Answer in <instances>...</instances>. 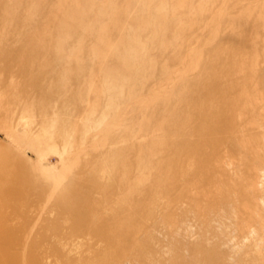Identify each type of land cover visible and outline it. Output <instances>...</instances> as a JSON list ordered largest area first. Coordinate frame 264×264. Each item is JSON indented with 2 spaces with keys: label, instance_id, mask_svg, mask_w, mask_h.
<instances>
[{
  "label": "bare ground",
  "instance_id": "bare-ground-1",
  "mask_svg": "<svg viewBox=\"0 0 264 264\" xmlns=\"http://www.w3.org/2000/svg\"><path fill=\"white\" fill-rule=\"evenodd\" d=\"M30 23L19 48L8 47L15 38L2 47L16 66L8 63L14 72L23 68L24 83L28 71H38L34 67L57 79L77 78V91L56 79V92L70 95L78 113L58 99L39 101V84L33 85L41 92L34 102L17 94L37 80L34 73L22 82L26 88L13 81L12 68V82L5 85L2 78L15 91L2 86L0 97L15 107L0 98V127L8 140L0 149V205L25 213L61 201L58 209L75 221L65 239L86 245L76 264L144 263L156 253L146 242L151 223L173 236L186 224L170 215L181 205L212 234L229 226L241 240L257 234L263 251L250 253L248 262L264 264V82L258 80L264 72V0H0V36L5 27ZM24 89L30 95L31 88ZM40 89L46 95V87ZM85 89L98 94L92 100ZM27 114L33 121L24 120ZM62 114L67 117L58 118ZM96 127H102L101 140L88 139ZM109 138V150L90 153L106 148ZM58 145L61 156L73 160L68 175L74 166L75 178L91 174L84 188L47 168L39 178L19 175L38 173L22 160L24 149ZM7 224L0 221V264H21L7 259L21 248L9 240ZM214 253L204 264H229V252Z\"/></svg>",
  "mask_w": 264,
  "mask_h": 264
},
{
  "label": "rangeland",
  "instance_id": "rangeland-1",
  "mask_svg": "<svg viewBox=\"0 0 264 264\" xmlns=\"http://www.w3.org/2000/svg\"><path fill=\"white\" fill-rule=\"evenodd\" d=\"M34 21L35 22H32L34 24L35 23L36 24H43V22L46 24L45 21L40 22V23L37 22V20H34ZM32 23H30L31 24L30 26L26 25L24 27H20L17 29L15 27L14 28H12V27L6 28L5 27L2 29V31L4 30V32L6 31V29H8L7 32L9 30L12 32L11 33L8 32V35L11 34V36H7V33L5 32V34H4V32H3L2 36L3 37L7 36L5 38L6 41L2 36H0V43L4 44V45L0 44V46H1L0 48L2 49V51H0V73H1L0 74V76H1L0 77V83H2L1 81L5 77H6V79H5L6 81L4 80L5 85L7 82H8V85H9V83L12 82L8 78L11 79L12 75L10 77V71H12L13 68L16 66L14 57L13 58H12V56L9 57V55H8L9 53L7 54L8 49H6L7 51L5 49L3 50V48H6L7 46L6 47H3V46H5V44L7 45V42H11L10 40H12V39L14 40V38H15L13 43L12 42L10 44L8 43V47H10L9 45H11V47L19 48L23 44L22 42H25V40H27L28 36H26V35H28V33H29L28 31H30L32 29V27H31ZM27 26H28V28H27ZM26 28H27V31H26ZM14 32H16V33H14ZM34 32H32V34ZM21 34H22V37L20 36ZM35 36L36 35L34 34L33 38H35ZM9 38H11V39H9ZM17 38H19V39H17ZM45 49H46V47H45ZM9 50H12V48ZM152 51H151V53L154 54ZM154 52L157 53V54L155 53L154 55L160 56L158 49H155ZM7 56H8V60H7ZM9 60H11V61L9 62ZM12 60H14L15 64L13 63ZM8 62L10 64L13 63L12 65H14V67H11V65ZM8 65H10V66H8ZM17 67H19V66H17ZM7 68H9V69H7ZM11 68H12V70H10ZM19 68H20V70H23V68L22 69H21V67H19ZM18 69H16L15 72H14V70L11 72L15 76V78L12 77V79H13V81L16 80V82H15L16 84H19L18 82H20L22 80L20 84H21V86H24L26 88V86L22 84V82L24 83L25 78H26L25 77L26 75H23L25 72H23V71L19 72L20 70H18ZM35 69L38 71H35ZM40 69L41 68L38 69L36 67H34V69H32L35 71V73L34 72L33 73L35 74L34 78L37 79L36 80L37 82L36 81L34 82L33 81L34 79L30 78V75L33 77V73H30L28 70H24V71H28V73H29V74H27V77L29 75V77H28L29 79L27 78L26 82L24 84H27L32 79H33L32 80L33 83H32V81H31V83H28L29 86L32 84L31 85L32 87L30 86V87H27L26 89H24L23 87H21V88H23L25 91H27L28 89L31 88L30 92L33 93L32 91H34V93H35L36 89L35 88H34L35 90L33 89V85L35 84L34 85V87H35L37 84H39L38 85L39 89H37V90L38 91L40 90L42 92L41 95L43 97L39 98L40 95H38L36 97V94L41 93V92H38L37 90L36 91L38 93L32 94L33 96L31 95L30 92H29L30 93V95H29V94H27L28 91H27V93L24 91L26 94L25 95V94H23V89H20V88L18 89L17 85H14L15 84L14 83L12 86H16L15 89H18L17 91L20 90V92H17V94L18 93L21 94L23 96V98H25L26 101H27V99H26L27 97H28V100H29V97H32V100L30 99V101H33V99L35 97H36V99L39 98L38 99L39 101H41V99L42 100L44 99V102H46V104H47V102L51 103V101L53 102L55 99H58L60 102H64L63 104H67L66 106H69L71 108L72 107L71 105L73 102H71L72 98L69 97L70 95L68 96L69 98L67 97L64 99V97L60 98L61 97L60 92L59 93L56 92V88H57L56 79L57 78H55V76L49 72L48 73L45 72L46 74H44V72H43L44 75L41 74L42 69L41 70ZM46 71H50V70H46ZM13 72L16 75L19 74L18 75L19 78L21 76L20 74L22 73L23 76H21V77H23L24 79L23 78L19 79ZM36 73L41 74V75H38L39 76L38 77L36 75ZM46 75H47V78H45ZM40 76L42 78H40ZM36 77H38L39 79ZM51 77H54V78H51ZM63 77H61L57 80L60 81L61 84L66 83L67 90H69V91L70 90L71 91H75V90L77 91L78 90L79 84L76 82L77 78L71 77V76H70V78H69V76H67V78L65 76H63ZM44 79L47 82H45ZM49 79H51V80L53 79L55 81L51 82ZM27 80H29V81L27 82ZM258 80L261 82H264V72H262L260 74V77L258 78ZM49 81H50V83H49ZM41 85L42 86L44 85V86L41 87ZM2 86L5 89L7 87V86H4L3 83H2V85L0 84V87H2ZM8 87H7L8 90L12 88L11 86H10L11 88L10 87L8 88ZM45 87H46V95L43 93L42 89H40V88L45 89ZM51 87H53L54 89ZM36 88H37V86H36ZM0 89H1L0 94H2L3 90H2V88H0ZM47 89H48L49 93H47ZM12 90L15 91L14 87H13V89H11L9 91H12ZM94 91L95 90H93L92 93H89V91L87 89H85L84 90L85 93L83 92V94H86V96H87V94H90V98L93 100L94 97L98 94V92H96V91L94 92ZM50 95H52L53 97H51ZM3 97H5V96H2V98ZM45 97H46V99H45ZM5 99H8V98L5 97ZM50 99H51V101H50ZM61 99H63L64 101ZM8 100H5V103H7L9 105L12 101H9L10 103H8V102H6ZM45 100H47V101H45ZM66 100H68V101L65 103ZM1 101H2V103H4V99H2ZM93 102H90V104ZM35 103H38L37 100L35 101ZM40 103H42V102H40ZM43 103H42V105H45ZM70 103H71V105H70ZM86 103L87 102L84 103L85 106L87 105ZM4 104H3V107L5 106ZM11 105L14 106V104H12V103H11ZM42 105L40 107H43ZM0 106L2 107L1 103H0ZM59 106H61V103L59 104ZM59 106H58V108H59ZM11 107L9 106L10 109L14 108L15 106L12 108ZM38 108L39 107L36 108L37 112L39 110ZM72 108L74 109V106ZM130 109H131L130 107L127 109L125 108L126 111L125 110L122 111L123 116L126 117V115H124L125 113L127 115L128 114L130 115V113H129ZM0 111H1V109H0ZM74 111H76V109H74L73 112ZM16 112H18V111H16ZM75 113H78V112L76 111ZM18 115H20V114L18 113ZM33 115H34V112H33ZM37 115H39V113H37L36 116ZM29 116L30 115H28V114L25 115L24 120L29 121L28 120V118H30ZM35 117L33 118L34 120L36 119ZM37 117H39V116H37ZM66 117L67 116H63V114H62V115H59L58 118L62 119V118H66ZM94 117H96V115ZM30 119L32 120V118H30ZM37 119H39V118H37ZM101 128L102 127H96L94 129H92L89 133L90 135H88L89 136L88 139L92 140V139L96 138L97 140H101V137H102V134H100ZM4 131H5L4 126L0 127V149L2 148L1 150H3L6 147V145L8 144V140H7V137H6ZM92 134H94V135H92ZM91 135H92V137H91ZM93 136H96V137H93ZM107 141H108V143H106L107 145H105L106 148L103 146L105 148L104 150H102L103 149V147H102L100 149H96L95 150L96 152H94V150H93L90 153H97L98 154L100 151L103 152V151L109 150L110 146H108V145L110 142V138ZM60 147H61V145H58L56 148H54L52 146L44 147L43 150H41V152H37L33 149L32 150L27 149V148L24 149L23 150L24 159H22V160L24 162L25 161L28 162V164L30 166L35 167L36 171L38 173L35 174L34 176H32L28 171L23 172V171L19 170L20 171L19 175L22 178H24V177H38L39 178L42 176L40 174V172L46 171V168H47L51 172V174L54 175L55 177L65 179L64 176H66V181H68V178L69 179H75L73 182L75 184L77 183L78 186H82L84 188L85 182L89 178L88 176H91V174L87 173L83 177L75 178L74 177V174L76 172L75 169L76 168L78 169V167L74 166V168L71 170V174L68 175L69 165L72 166L71 162H73V160L71 159L70 161H68L64 157H62L61 153H60V151H61ZM95 147L97 148V146H95ZM97 150H99V151L97 152ZM114 156H116V155H112V156L110 155V157H109L110 160L116 159L117 156L116 157H114ZM80 162H79V164L78 163L77 164L81 165L83 160L81 159ZM17 165H22V164L17 163ZM166 170H167L168 175L174 174L173 168L167 167ZM153 177H154V175L151 178H153ZM179 179H182V177ZM152 180H154V178ZM170 186L174 187L175 184L170 185ZM72 193L73 192L68 194V197L71 196ZM79 197L81 198L82 196H79ZM99 197L100 196H97V199H99ZM77 199H79V198L77 197ZM159 199L160 198H158V200ZM23 203H24V201L22 202V204ZM42 206H44V205H42ZM57 206L60 208H61V206H63L61 201L51 200V202H48V203L46 202L45 206L41 207V209H39L38 207H34V208H31V210H30V208H29V210L26 209V212L23 213L22 211H20L18 209H14L13 206H11V205H6V206L0 205V221L3 220V221L8 223L7 227L9 229L7 228L6 234L10 238L9 240H11L13 238V240H12L13 242H11L12 244H14L16 247H21L20 249L11 250L10 254L7 255V259H8V256L12 260H13V257L14 258L17 257L14 260L19 259L21 264H76L78 262V259L83 257L86 254V245L84 244V242L79 243L76 241H71V239H68V238L65 239V236L69 237L70 234L74 232L73 224L75 221H73V219H71V218H66V216L62 213L61 209L60 208L58 209ZM182 210H183V212H182ZM185 210L186 209L182 208V205H181L173 214H170L171 218L173 220L178 219V220L183 221V219H184V222L186 223L185 225L186 226L190 225L188 227H185V225L182 224L183 223L182 222L179 225L178 232L175 233L173 236H171V235L167 236L166 235V233H167V229L165 228L166 226H164V225L155 226L153 223H151V226L148 229L149 235H147V237H146L147 238L146 242L147 243L149 242V245L153 246V249H154V251H156V253L153 254V256L148 257L147 260L144 261V263L136 261L133 264H204V259H206L208 257V253H209V256H210V254L213 256L214 255L216 256L218 254V253H214L215 251L219 252V254H220L219 256H221V254L226 256L225 253L229 252V254H230V256H228L229 264H236V263L238 264L240 257H241L242 261L244 260V263L246 264V262H248V261L250 262V259H251L250 257L254 258L253 255H251V254H253V253L256 254V253H258L259 250L263 251L262 247H260L262 249L258 248V246H262L261 244L258 243L259 245L257 246V234L249 235L248 238L241 240V238H237L238 233H236L234 231V229L230 226L229 227L225 226L226 228L223 227V228H220L219 230L217 229L212 234L211 232L208 231L207 227H205L204 225L201 224V222L199 220L197 221L196 216H194V214L188 213V216H187L186 215L187 213L185 212ZM191 218H193V220ZM152 219L155 223V219L153 217H152ZM186 219H187V221L190 220V224H189V222L186 221ZM79 220H81V219H79ZM194 220L196 222H193ZM197 222H199V223H197ZM199 224H201V225H199ZM136 225H137V222L135 223L134 227H136ZM182 225H184V226H182ZM204 239L205 240L207 239L206 242H208V243L205 244ZM238 240H241L239 242V244H237ZM92 241H94V240L92 239ZM227 243H229V244H227ZM230 244H236V247L235 248H234V246L230 247ZM228 246H229V248H228ZM19 252H21V253H19ZM243 254H244V256H243ZM201 256H202V258H201ZM247 256H249V259ZM241 259H240L239 263H242ZM252 261H251V263H252ZM249 262L247 264H249Z\"/></svg>",
  "mask_w": 264,
  "mask_h": 264
}]
</instances>
